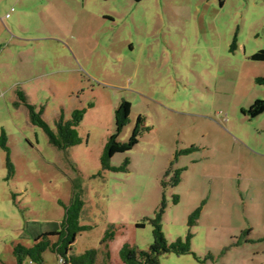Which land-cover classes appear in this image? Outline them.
I'll list each match as a JSON object with an SVG mask.
<instances>
[{
  "label": "rangeland",
  "instance_id": "rangeland-1",
  "mask_svg": "<svg viewBox=\"0 0 264 264\" xmlns=\"http://www.w3.org/2000/svg\"><path fill=\"white\" fill-rule=\"evenodd\" d=\"M261 50L264 0H0V134L14 165L10 175L0 148V264H16V245L32 246L62 221L74 184L85 202L80 222L92 227L75 255L97 249L101 262L109 226L113 264L125 244L148 250L147 220L165 200L170 243L202 207L190 229L201 262L165 254L160 264H264V114L243 113L264 100V62L252 60ZM19 88L53 130L62 112L69 120L85 109L81 144L52 146L14 106ZM125 100L131 114L118 140L130 139L139 116L148 131L112 158L116 167L128 160L126 170H103ZM178 169L186 170L173 186ZM43 257L61 264L50 251Z\"/></svg>",
  "mask_w": 264,
  "mask_h": 264
},
{
  "label": "trees",
  "instance_id": "trees-1",
  "mask_svg": "<svg viewBox=\"0 0 264 264\" xmlns=\"http://www.w3.org/2000/svg\"><path fill=\"white\" fill-rule=\"evenodd\" d=\"M226 0H219L223 5ZM236 46V39L233 41V47ZM252 60L264 62V50L252 56ZM259 85L264 86V77L256 79ZM17 100L14 102L16 108L22 105L26 107L29 114L30 122L44 130L49 138V142L58 150H68L81 144L82 139L78 132V127L82 123L86 110L76 109L73 111L69 120H66L64 112L61 113L56 121L55 130L43 119L44 110L37 111L36 106L32 105L24 91L16 90ZM245 115L254 119L264 114V100L255 101L248 110H243ZM131 114V104L128 101H123L115 110V134L108 138L104 152L101 157L103 170L113 172L124 171L128 167V160L120 167L112 166L111 160L117 154H122L132 150L138 143L142 134L148 131L145 127V120L139 116L130 139L127 142L118 140L119 134L129 123ZM0 148L7 152V168L10 175L14 174V165L10 158V149L8 147V138L3 130L0 134ZM195 147H191L185 152L195 151ZM184 152L177 153V156ZM186 169L176 170L173 186H178L181 182V175ZM178 198H175V204H178ZM165 200L160 209L156 212L153 219L147 220L153 228V243L148 250H139L136 246L125 244L119 251L120 264H160L161 256L165 254H175L177 256L192 255L193 258L201 262L197 255L192 251V239L194 237L191 228L196 225L201 216L202 207L197 208L190 216L188 234L185 238H178L175 242L170 243L163 231L162 219L166 207ZM85 202L83 200L82 191L74 184L73 196L71 203L64 207V216L60 223L55 224L53 230L41 232L33 237L32 246H24L18 244L14 247L13 255L16 259V264H25L27 261L32 264H44V253L50 251L54 254L61 264H113L109 251V243L114 240L115 233L110 230L109 226L101 245L103 251V260L99 261V250H86L80 255L73 254V246L77 241L78 236L85 231L92 230L91 226L82 225L80 220L84 210ZM147 222L137 224V228H145Z\"/></svg>",
  "mask_w": 264,
  "mask_h": 264
},
{
  "label": "crops",
  "instance_id": "crops-1",
  "mask_svg": "<svg viewBox=\"0 0 264 264\" xmlns=\"http://www.w3.org/2000/svg\"><path fill=\"white\" fill-rule=\"evenodd\" d=\"M15 102V101H14Z\"/></svg>",
  "mask_w": 264,
  "mask_h": 264
}]
</instances>
